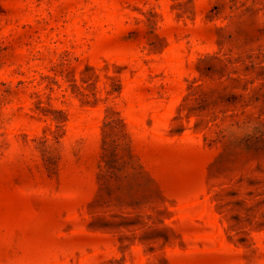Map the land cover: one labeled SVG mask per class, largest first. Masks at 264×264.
Instances as JSON below:
<instances>
[{
    "label": "rangeland",
    "instance_id": "1",
    "mask_svg": "<svg viewBox=\"0 0 264 264\" xmlns=\"http://www.w3.org/2000/svg\"><path fill=\"white\" fill-rule=\"evenodd\" d=\"M0 264H264V0H0Z\"/></svg>",
    "mask_w": 264,
    "mask_h": 264
}]
</instances>
